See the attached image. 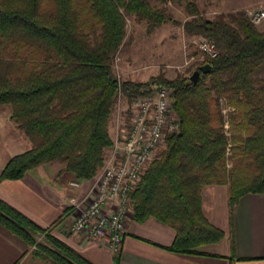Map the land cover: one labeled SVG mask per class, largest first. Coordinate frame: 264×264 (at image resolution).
<instances>
[{
	"label": "trees",
	"instance_id": "trees-1",
	"mask_svg": "<svg viewBox=\"0 0 264 264\" xmlns=\"http://www.w3.org/2000/svg\"><path fill=\"white\" fill-rule=\"evenodd\" d=\"M178 1L189 17L184 32L218 52L196 83L191 75L135 82L114 74L128 19L144 23L147 34L178 24L149 0H0V106L10 107V121L30 143L8 160L0 182L48 163L74 181L90 180L113 145L119 98L130 105L167 87L179 129L132 189L131 213L136 223L153 218L170 227L169 251L198 255L223 237L202 212L205 187L227 185L230 210L246 194H264V32L244 11L207 18L192 0ZM0 226L51 264H92L51 235L55 223L41 229L2 200Z\"/></svg>",
	"mask_w": 264,
	"mask_h": 264
},
{
	"label": "crops",
	"instance_id": "crops-1",
	"mask_svg": "<svg viewBox=\"0 0 264 264\" xmlns=\"http://www.w3.org/2000/svg\"><path fill=\"white\" fill-rule=\"evenodd\" d=\"M0 113V174L13 156L30 149L25 135ZM74 181L58 163H48L28 171L20 180L0 182V200L41 229L55 223L50 233L92 264H113L114 254L98 241L70 231L67 215L71 196L81 194L87 183L76 190ZM202 212L214 228L223 233L220 242L198 248L200 254L184 255L168 250L175 232L149 218L127 221L119 254V264H264V194L242 196L232 210L229 188L207 186L202 190ZM61 219V220H60ZM34 249L0 226V264H51L32 254Z\"/></svg>",
	"mask_w": 264,
	"mask_h": 264
},
{
	"label": "built area",
	"instance_id": "built-area-1",
	"mask_svg": "<svg viewBox=\"0 0 264 264\" xmlns=\"http://www.w3.org/2000/svg\"><path fill=\"white\" fill-rule=\"evenodd\" d=\"M246 16L254 25L264 23V9L249 10ZM197 49L192 60L201 66L218 55L214 45L205 39L200 40ZM173 104L172 91L167 87H159L154 96L134 101L128 124L113 140L103 167L88 181L68 184L79 190L87 183L81 194L68 201L72 233L98 241L114 255L121 252L126 224L132 217L131 191L155 159V151L165 137L179 129Z\"/></svg>",
	"mask_w": 264,
	"mask_h": 264
},
{
	"label": "rangeland",
	"instance_id": "rangeland-1",
	"mask_svg": "<svg viewBox=\"0 0 264 264\" xmlns=\"http://www.w3.org/2000/svg\"><path fill=\"white\" fill-rule=\"evenodd\" d=\"M198 12L207 18H213L220 13H231L253 9H264V0H192ZM152 6L164 8L178 24L165 23L147 34L144 23L127 20L126 37L113 64V72L119 81L131 80L146 82L151 77L162 75L166 79H174L178 75H192L199 66L192 57L198 54L197 44L203 40L200 36H189L183 30V23L189 19L185 12L184 2L167 0H149ZM264 32V23L255 25ZM262 74V71L261 73ZM132 104L128 105L119 98L113 113L109 133L112 140L118 132L124 130L131 115ZM9 106H0L1 115L6 114V123L10 117ZM222 114H226L225 105L221 104ZM10 119V118H9ZM14 127L18 129L15 125ZM227 129V124L224 125ZM21 131V130H20ZM22 132V131H21ZM23 133V132H22ZM164 143L155 151V157L163 149Z\"/></svg>",
	"mask_w": 264,
	"mask_h": 264
},
{
	"label": "water",
	"instance_id": "water-1",
	"mask_svg": "<svg viewBox=\"0 0 264 264\" xmlns=\"http://www.w3.org/2000/svg\"><path fill=\"white\" fill-rule=\"evenodd\" d=\"M210 70V65L209 64H205V65H202L199 67L198 70L194 71L190 77V81L193 82V83H196L197 81V78L199 76V73H203V74H206L208 73Z\"/></svg>",
	"mask_w": 264,
	"mask_h": 264
}]
</instances>
